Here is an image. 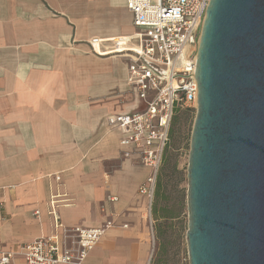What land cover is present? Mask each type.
Here are the masks:
<instances>
[{
    "label": "crops",
    "instance_id": "crops-1",
    "mask_svg": "<svg viewBox=\"0 0 264 264\" xmlns=\"http://www.w3.org/2000/svg\"><path fill=\"white\" fill-rule=\"evenodd\" d=\"M139 44L123 0H0V248L52 235L59 194L65 227L113 224L86 264H150V228L176 216L150 222V170L110 124L144 109L122 57Z\"/></svg>",
    "mask_w": 264,
    "mask_h": 264
},
{
    "label": "water",
    "instance_id": "water-1",
    "mask_svg": "<svg viewBox=\"0 0 264 264\" xmlns=\"http://www.w3.org/2000/svg\"><path fill=\"white\" fill-rule=\"evenodd\" d=\"M188 165L190 264H264V0H210Z\"/></svg>",
    "mask_w": 264,
    "mask_h": 264
},
{
    "label": "built area",
    "instance_id": "built-area-1",
    "mask_svg": "<svg viewBox=\"0 0 264 264\" xmlns=\"http://www.w3.org/2000/svg\"><path fill=\"white\" fill-rule=\"evenodd\" d=\"M139 30L136 50L122 54L128 62L127 82L144 104L141 112L121 114L110 124L123 131L120 146L126 159H135L150 174L140 188L152 208L162 168L169 150L173 121L181 111L197 113L199 87L196 77L198 42L210 0H123ZM56 182L60 177L56 176ZM51 196L54 232L48 237L0 248V264H86L89 254L113 224L101 227H65L57 209L64 201ZM111 201H117L112 198Z\"/></svg>",
    "mask_w": 264,
    "mask_h": 264
},
{
    "label": "rangeland",
    "instance_id": "rangeland-1",
    "mask_svg": "<svg viewBox=\"0 0 264 264\" xmlns=\"http://www.w3.org/2000/svg\"><path fill=\"white\" fill-rule=\"evenodd\" d=\"M196 114L181 111L172 127L170 146L159 183L162 198L157 197L155 204L158 208L176 214V219L161 222L157 238L155 229L153 233L150 228L152 253L150 264H190L186 237L189 216L188 165Z\"/></svg>",
    "mask_w": 264,
    "mask_h": 264
},
{
    "label": "trees",
    "instance_id": "trees-1",
    "mask_svg": "<svg viewBox=\"0 0 264 264\" xmlns=\"http://www.w3.org/2000/svg\"><path fill=\"white\" fill-rule=\"evenodd\" d=\"M177 118V115L175 116L174 118V121H173V124L175 122ZM173 127V126H172ZM171 134H172V131H171ZM168 153V152H167ZM167 153H166V158H167ZM166 161V160H165ZM161 177V176H160ZM160 183V178H159V181H158V185H157V190H156V195H155V200H154V205H153V213H158V214H161L162 218L163 216H168L170 215L171 217L173 216H176V214H174L173 212L169 211V210H166V209H162V208H158L157 207V204H155V201H156V198L160 196V199L162 198L161 194H160V190H161V185L159 184ZM161 230V229H160ZM159 230V232H160Z\"/></svg>",
    "mask_w": 264,
    "mask_h": 264
},
{
    "label": "bare ground",
    "instance_id": "bare-ground-1",
    "mask_svg": "<svg viewBox=\"0 0 264 264\" xmlns=\"http://www.w3.org/2000/svg\"><path fill=\"white\" fill-rule=\"evenodd\" d=\"M152 254V253H151ZM150 254L149 259L152 258V255Z\"/></svg>",
    "mask_w": 264,
    "mask_h": 264
}]
</instances>
